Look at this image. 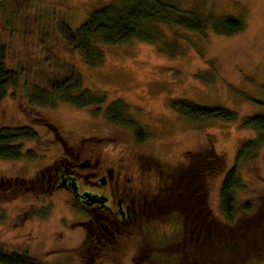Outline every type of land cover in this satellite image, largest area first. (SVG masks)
Returning a JSON list of instances; mask_svg holds the SVG:
<instances>
[{"label":"rangeland","instance_id":"374dc122","mask_svg":"<svg viewBox=\"0 0 264 264\" xmlns=\"http://www.w3.org/2000/svg\"><path fill=\"white\" fill-rule=\"evenodd\" d=\"M175 1L182 9L193 6L203 14L240 19L243 28L232 35H219L210 27L197 34L159 26L166 37L163 43L176 42L174 54L162 52L161 44L141 41L100 44L103 64L90 68L78 52L66 47L61 30L74 31L92 11L106 6L110 0H0L3 66L17 74V86L9 88L0 102V127L28 125L39 136L36 142L21 143L22 152L32 151L35 159L0 160V178L33 179L57 161L64 144L85 154L94 150L96 157L104 158L100 162L105 165L129 164L135 169L133 154L147 158L146 192H155V162L175 165L186 151L211 146L222 158L223 169L206 179V202L211 216L224 222L219 209L221 180L233 166L239 146L254 138L255 132L237 122L188 118L173 110L170 101L188 100L206 108L229 110L239 117L263 111L264 0ZM50 58L71 67L83 89L104 95L101 112L114 101L126 104L129 117L148 136L147 140L138 145L131 130L107 123L102 115H93L92 107L29 106L24 95L30 84L59 76ZM237 177L245 187L232 191L237 201L235 225L239 226L264 212V148L238 168ZM245 202L251 206L248 214L241 211ZM29 209L36 216H25ZM85 218L82 208L75 207L65 194L25 192L10 202L0 203V250L8 254L26 253L37 264H133L151 244L185 238L180 252L173 253L171 248L163 251L176 256L167 261L169 264L190 263V249L194 248L199 264H241L249 258L251 264H264V226L257 225V220L247 235L240 234L232 240L222 235L212 243L204 230L193 233L188 229L187 217L174 215L166 225L139 223L123 230L120 243L94 246L84 237ZM181 223L186 235L181 232ZM149 256L136 263H165L162 257L153 258L150 252Z\"/></svg>","mask_w":264,"mask_h":264},{"label":"trees","instance_id":"16d2710c","mask_svg":"<svg viewBox=\"0 0 264 264\" xmlns=\"http://www.w3.org/2000/svg\"><path fill=\"white\" fill-rule=\"evenodd\" d=\"M159 26L197 34L204 33L210 27L216 34L232 35L242 30L243 23L240 19L233 17H217L212 13L197 12L193 6L190 9H182L175 0H110L106 6L92 11L74 31L63 28L61 35L68 49L78 52L88 67L97 68L103 64V55L98 48L100 44L114 46L131 41H141L161 44L162 52L174 54L176 42L163 43L166 37L160 31ZM49 60L54 63L59 76L51 80H37L31 83L24 95V101L29 106L49 109L56 108L58 104H67L76 109L92 107L93 115H102L107 123L131 130L137 144H142L147 140L148 136L129 117L126 104L114 101L101 112L100 106L105 101L104 95L83 89L79 76L71 67L59 64L54 58ZM24 85L27 86V83ZM16 86L17 74L4 68L3 50L1 49L0 102L6 96L7 90ZM170 106L173 110L192 119L237 122L240 127L254 131L255 137L239 146L235 153L233 166L225 172L221 180L219 209L224 218L223 223L211 216L206 202V179L223 169L222 158L213 151L211 146L196 152L183 153L181 161L175 165L155 162L158 186L156 191L142 202V223L161 222L166 225L171 216L187 217L190 223L188 229L193 233L197 230H204L208 234L207 239L212 243L216 239H221L222 235L230 240L237 238L240 234L247 235L252 230L255 220H257V225L264 226V212H261L262 214L258 212L254 218L238 224L239 226L235 225L237 201L232 196L233 190L245 188L237 177L238 168L243 163L254 159L257 151L264 148V108L258 115L239 117L235 112L198 106L188 100L170 101ZM44 124L49 126L47 123ZM38 140V134L28 125L14 128L0 127V160L17 161L23 157L27 160L35 159L36 156L32 151L22 152L21 143ZM32 180L0 178V203L10 202L25 192L35 193L30 189ZM241 211L248 214L251 211L250 203L242 204ZM25 214L28 218L36 216V212L32 209L27 210ZM42 215H45L44 212ZM181 232L186 235V228L182 223ZM184 240L176 238L159 245L151 244L152 247H146L147 249L137 256L133 264L139 260H147L150 257L149 252L153 258L162 257V260H165L163 264H169L167 261L175 255L171 253L167 256L163 251L171 248L173 253L180 252L179 247L184 245L182 244ZM185 250L184 247L183 251ZM196 252V248L190 249V263L187 261L186 264H199ZM251 262L249 258L241 264H251ZM0 264L37 263L26 253L8 254L0 250Z\"/></svg>","mask_w":264,"mask_h":264},{"label":"flooded vegetation","instance_id":"af4514ba","mask_svg":"<svg viewBox=\"0 0 264 264\" xmlns=\"http://www.w3.org/2000/svg\"><path fill=\"white\" fill-rule=\"evenodd\" d=\"M61 151L57 161L35 175L30 189L42 195L65 194L75 207L82 208L84 237L91 245L120 243L123 230L142 223V202L154 193L146 192L149 167L144 166L149 161L133 154L136 167L131 169L129 164H102L104 158L96 157L94 150L85 154L63 144Z\"/></svg>","mask_w":264,"mask_h":264}]
</instances>
